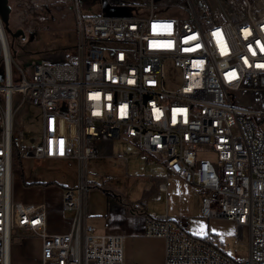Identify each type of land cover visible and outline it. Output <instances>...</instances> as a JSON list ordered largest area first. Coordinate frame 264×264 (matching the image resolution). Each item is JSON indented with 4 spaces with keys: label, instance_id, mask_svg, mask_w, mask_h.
<instances>
[{
    "label": "built area",
    "instance_id": "1",
    "mask_svg": "<svg viewBox=\"0 0 264 264\" xmlns=\"http://www.w3.org/2000/svg\"><path fill=\"white\" fill-rule=\"evenodd\" d=\"M73 1L78 39L66 64L19 68L16 86L14 59L9 71L0 52V264H11L17 236L42 241L41 264H125V238L96 234L87 222L96 188L88 162L102 143L122 139L147 161H164L160 192L174 178L194 186L202 218L234 222L238 241L249 231L242 260L192 239L184 218L148 216L144 236L165 241V264H264V0H99L137 12L116 18L85 16ZM167 68L179 71L178 87L167 84ZM15 93L40 110L42 142L31 150L14 132ZM15 149L21 161L75 169L77 185L62 201L74 213L69 233H47L45 203L15 198Z\"/></svg>",
    "mask_w": 264,
    "mask_h": 264
},
{
    "label": "rangeland",
    "instance_id": "2",
    "mask_svg": "<svg viewBox=\"0 0 264 264\" xmlns=\"http://www.w3.org/2000/svg\"><path fill=\"white\" fill-rule=\"evenodd\" d=\"M157 1L155 0L156 3ZM10 3L12 6L9 25L11 33L6 30V34L14 59H12L14 61V85L19 86L22 81L19 68L28 73L34 65L43 60L57 64L68 62L78 39V21L73 0H10ZM80 5L85 16L103 15L116 18L132 17L137 14L134 8L108 6L99 0H81ZM30 18L32 19L29 20ZM26 26L28 28L27 38L22 43L23 40L16 37L15 32L18 28H26ZM0 52L2 53L1 49ZM4 69L3 60V64L0 61V74L2 75L0 83L3 84L5 83ZM166 73L167 84L172 88L178 87L181 83L179 71L167 68ZM0 102L3 103L2 94H0ZM14 108L17 109L14 132L16 135L19 132L24 133L25 147L31 150L42 142L40 110L29 102H24L23 96L19 93L14 94ZM116 143L117 151L125 150L124 152L133 158L130 164L126 165V162L121 161L122 168L118 165L114 166L112 165L114 160L105 158L104 155L98 159H92L88 162V181L91 185L107 186L110 189L109 193L114 191L132 200L130 198L132 189H139L151 177H157L153 168L155 164H148L144 159H140L137 156L138 151L131 150V146L124 139L116 140ZM152 157L157 159V156ZM14 158L15 198L25 205L45 202L49 214H59L62 211L65 190L58 185L44 186L41 183L57 180L60 183L69 184L73 182L70 179L73 172L76 174L75 169L66 168L55 161L42 162L31 159L21 161L16 149ZM74 181L77 185V178ZM24 182H35V184L27 186ZM170 183L171 189L174 187L176 191L171 193L170 217L184 218L193 237L215 242L216 246L224 251H230L234 257L242 260L249 258L250 234L247 229L243 232L242 240L238 241L235 236L236 224L234 222L226 219L202 218V197L196 190L197 188L174 182V179H171ZM157 213H167L166 200L164 203L157 202ZM73 215V213L65 214L66 219L64 220L68 221L65 222L68 226H70V219ZM41 254L40 239L31 236L20 239L17 236L11 250V264H41Z\"/></svg>",
    "mask_w": 264,
    "mask_h": 264
},
{
    "label": "crops",
    "instance_id": "3",
    "mask_svg": "<svg viewBox=\"0 0 264 264\" xmlns=\"http://www.w3.org/2000/svg\"><path fill=\"white\" fill-rule=\"evenodd\" d=\"M31 19L32 18L29 20ZM26 21H28V19ZM125 142H128L131 146V150L138 151L137 156L140 159L147 161L142 156L141 151L134 146L133 143L128 140H125ZM116 145V141L102 143L100 145L101 156L104 155L105 158L113 159L114 161L112 162V165H118L122 168L123 161L126 162L125 164L127 165L130 164L133 158L126 154L124 152L125 150L117 151ZM123 152L124 154L121 155ZM126 157L129 158V161L125 160ZM147 163L155 164L153 168L157 177H151L149 181H146V183H144L139 189H132L130 192V198L132 200H129L114 191H111L110 197H107L98 189H91L87 194V212L89 215L87 220L88 224L95 228L96 234H114L125 238V264H165V241L144 236L145 220L146 217L151 215H169L171 193H175L176 191L173 189L174 187L171 189V180H169L167 192H160L158 190V183L167 175V167L164 161L152 157ZM174 182H179L185 184V186L196 188L175 178ZM93 186L97 185L93 184ZM165 200L167 213H157V202L164 203ZM136 202H141L143 204L142 207L144 212H139L132 207V204ZM39 203L45 202H35L33 204ZM66 213L70 212H64L62 210L59 214L48 213L47 233L66 234L70 232L74 215L71 217V221L69 220L70 226H68L67 223H65L68 221L64 220ZM40 242L42 244L41 240Z\"/></svg>",
    "mask_w": 264,
    "mask_h": 264
},
{
    "label": "trees",
    "instance_id": "4",
    "mask_svg": "<svg viewBox=\"0 0 264 264\" xmlns=\"http://www.w3.org/2000/svg\"><path fill=\"white\" fill-rule=\"evenodd\" d=\"M64 166V165H63ZM66 168H68V167H66ZM76 172V171H75ZM74 174V175H73ZM76 174L73 172L72 173V175H71V179H70V181H73V182H71V183H60V182H58L57 180H53V181H48L47 183H41L42 185H44V186H55V185H58V186H60V187H62L64 190H68V189H73V188H75L76 187V185L74 184L75 183V178H77V175L75 176ZM24 184L25 185H27V186H32V185H34L35 184V182H33V183H27V182H24ZM96 188H99L100 190H102V187H99V186H97ZM107 197H110L111 196V194L108 192V191H104L103 192ZM190 236H191V238L192 239H194L195 241H198V242H205V240H203V239H198V238H195V237H193L191 234H190Z\"/></svg>",
    "mask_w": 264,
    "mask_h": 264
},
{
    "label": "water",
    "instance_id": "5",
    "mask_svg": "<svg viewBox=\"0 0 264 264\" xmlns=\"http://www.w3.org/2000/svg\"><path fill=\"white\" fill-rule=\"evenodd\" d=\"M11 13H12V6L10 4V0H0V18L5 25V29L9 33H11V30L9 28ZM15 36H18V34H16ZM25 40L26 37L24 36L23 41Z\"/></svg>",
    "mask_w": 264,
    "mask_h": 264
},
{
    "label": "bare ground",
    "instance_id": "6",
    "mask_svg": "<svg viewBox=\"0 0 264 264\" xmlns=\"http://www.w3.org/2000/svg\"><path fill=\"white\" fill-rule=\"evenodd\" d=\"M3 24L4 23L1 21V18H0V49L2 50V52L7 57V61H8V65H9V71H10V69H11V67H10L11 51L10 50L11 49H10L9 40H8V37H7V34H6L5 25H3Z\"/></svg>",
    "mask_w": 264,
    "mask_h": 264
},
{
    "label": "flooded vegetation",
    "instance_id": "7",
    "mask_svg": "<svg viewBox=\"0 0 264 264\" xmlns=\"http://www.w3.org/2000/svg\"><path fill=\"white\" fill-rule=\"evenodd\" d=\"M27 31L28 28L26 26V28H18L15 32V34H18V38L23 40V37L25 36L27 38ZM13 35V34H12ZM17 37V36H16ZM22 43H24V41H22Z\"/></svg>",
    "mask_w": 264,
    "mask_h": 264
}]
</instances>
